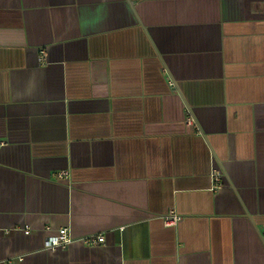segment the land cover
<instances>
[{"label": "crops", "instance_id": "0c3cea01", "mask_svg": "<svg viewBox=\"0 0 264 264\" xmlns=\"http://www.w3.org/2000/svg\"><path fill=\"white\" fill-rule=\"evenodd\" d=\"M0 264H264V0H0Z\"/></svg>", "mask_w": 264, "mask_h": 264}, {"label": "built area", "instance_id": "2783aa9c", "mask_svg": "<svg viewBox=\"0 0 264 264\" xmlns=\"http://www.w3.org/2000/svg\"><path fill=\"white\" fill-rule=\"evenodd\" d=\"M39 61L42 64L44 63L45 51H42L40 53ZM188 123L193 124V119L189 117ZM68 176L69 174L67 172H59L57 174V177L59 179H66L68 178ZM212 176H213V181L215 182V187L219 188L221 186V181H222L221 173L214 169ZM160 219L163 222L165 227H174L182 220V218L178 214H176L174 209L171 210L167 215L161 217ZM46 232L48 233V236L44 242V249L46 250L55 251L58 249H66L74 242L68 228H60L56 234H51L50 229L46 228ZM26 234H29V232H26ZM82 242L86 244L87 246H91V247L97 246V245H104L105 237L102 235L87 236L86 238L82 240Z\"/></svg>", "mask_w": 264, "mask_h": 264}]
</instances>
